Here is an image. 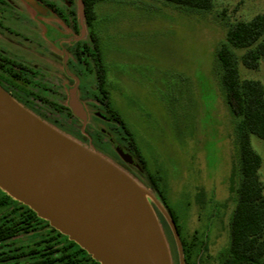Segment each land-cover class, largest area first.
Returning <instances> with one entry per match:
<instances>
[{"label":"rangeland","instance_id":"rangeland-1","mask_svg":"<svg viewBox=\"0 0 264 264\" xmlns=\"http://www.w3.org/2000/svg\"><path fill=\"white\" fill-rule=\"evenodd\" d=\"M36 1L50 10L49 5L54 4L62 15L53 13L46 18L23 0H0V51L11 58L26 59L35 70L24 80H13L4 74L18 90L14 92L26 102L30 108L27 110L78 144L84 146L78 140L82 130L106 145L91 124L81 123L66 112L65 116L64 111L59 114L48 109L49 103L66 107L74 92L98 111L95 53L86 67L76 61L74 52V41L79 39L92 46L90 35L94 34L112 107L131 132L146 163L145 173L130 175L109 160L107 153L90 150L131 176L147 193L172 264H180L178 246L149 175L159 179L161 194L179 217L181 241H195L191 264H220L230 246V224L237 204V126L241 119L228 104L217 53L232 24L264 15V0H213L208 11L161 0H105L95 6L92 27L84 16L80 25L78 0L72 4ZM48 37H60L59 45L54 46ZM245 51L236 50L241 78L260 81L264 86V57L258 68L248 69L240 61ZM40 76L50 78V89L37 80ZM29 92L43 97L48 104L25 96ZM92 120L115 142L128 145L127 135L119 125L100 122L94 116ZM63 121H72V128ZM250 140L262 159L258 175L264 187V140L255 135ZM130 153L141 164L135 153ZM4 194L0 189V199ZM17 202L0 207V220L16 210ZM49 234L48 226L40 223L35 231L10 243L18 252H29L43 247L40 242Z\"/></svg>","mask_w":264,"mask_h":264},{"label":"water","instance_id":"water-1","mask_svg":"<svg viewBox=\"0 0 264 264\" xmlns=\"http://www.w3.org/2000/svg\"><path fill=\"white\" fill-rule=\"evenodd\" d=\"M26 1L42 12L35 0ZM78 8L81 25L83 0ZM70 106L85 118L74 92ZM0 189L100 264H172L144 189L119 167L31 113L1 86ZM165 216L180 264H186L176 223L168 212Z\"/></svg>","mask_w":264,"mask_h":264},{"label":"trees","instance_id":"trees-1","mask_svg":"<svg viewBox=\"0 0 264 264\" xmlns=\"http://www.w3.org/2000/svg\"><path fill=\"white\" fill-rule=\"evenodd\" d=\"M101 1L105 0H83L84 17L89 27L93 26L95 20V6ZM161 1L201 11L210 10L213 3V0ZM72 3L73 0H68V4ZM92 39L97 49V59L101 61L94 34ZM236 50H246L240 58L246 68L259 67L260 60L264 57V15L232 24L227 32L226 42L217 53L223 70L222 82L227 92L228 104L234 115L241 119L237 126L240 147V177L238 187L234 190L237 204L230 224V246L220 264H264V187L258 175L262 159L253 149L250 140L252 135L264 140V86L260 81L241 78ZM0 61L5 63L8 60L0 55ZM98 86L101 101L110 105L106 71L102 64L98 68ZM116 118L124 126L120 116L116 114ZM124 128L126 129L125 126ZM126 131L132 138L131 132L128 129ZM142 165L145 168L144 160ZM149 182L181 233L179 217L168 207L161 194L159 179L149 175ZM12 201L14 200L10 196L4 194L0 199V207L8 206ZM18 204L22 209L8 213L0 220V264H83L87 259L99 264L75 242L50 227L47 221L40 219L29 207ZM16 211L19 213L15 214ZM40 223L46 224L51 231L40 242L44 246L29 252H18L19 249L10 242L22 234L35 231ZM59 237L64 238V241H60ZM182 245L185 262L191 264L196 248L195 241L182 240Z\"/></svg>","mask_w":264,"mask_h":264},{"label":"flooded vegetation","instance_id":"flooded-vegetation-1","mask_svg":"<svg viewBox=\"0 0 264 264\" xmlns=\"http://www.w3.org/2000/svg\"><path fill=\"white\" fill-rule=\"evenodd\" d=\"M23 1L26 4H28L36 12V14H38V15H40L42 17L49 18L48 16L52 15L53 13H55V14L57 13L59 16L62 15V11H60V9L57 6H55L54 4H50L49 5V7L51 8V10H50L43 3L40 4V2H37L35 0L37 2V4L42 8V12H39L34 7H32L26 0H23ZM56 1L68 4V0H56ZM67 6H69V5H67ZM71 15H72V13H71ZM73 27L75 28V25H73ZM81 34H82V31H81ZM84 35L85 34L83 33L82 36H84ZM90 38H91L92 46L90 44L81 43V41L79 39L74 41L77 44L76 47L74 48V52H75V55H76V61L79 62V63H83L86 67L88 66V61H89L90 55L92 53H95V55H93V56L95 57V62H96L97 91L100 94L99 86H98V68H99V65L101 64V61H99L97 59V49H96V47H95V45L93 43L92 34L90 35ZM48 39L52 41L54 46L55 45L58 46L59 43H60L59 39H61V38L59 37V38L50 39L48 37ZM62 40L64 41L63 37H62ZM91 47H94L95 51L92 50L93 51L92 52L91 51ZM0 55L3 58L8 60L5 63L0 61V64H1L0 65V86L3 87L14 99H16V101H18L20 104H22L23 107H25L27 109H30L29 107L26 106V102L22 101V98L19 97V95L16 93V92H18V90L14 88L15 87L14 84H12L11 80H8L7 76H5L4 74L8 75L13 80H24V79L27 78L28 75L35 73L34 68H32V67H34V65H30V63H28L26 59L11 58L9 56H6V54L2 53L1 51H0ZM43 76L37 77V80L41 81V83L43 82V84H46L47 85L46 88L50 89V87L48 86V82L50 83V78H48L46 76H45L46 77L45 78ZM11 85L13 86V88L11 87ZM52 85L54 86V84H52ZM107 89H108V80H107ZM14 90L16 92H14ZM108 92H109V90H108ZM72 94H71V96H72ZM25 96L30 97V98L36 100L37 102H40L41 104H46V105L48 104L47 100L43 99V97H41L39 95H36L34 93H30V94L25 95ZM109 96H110V92H109ZM75 97H76V95H75ZM76 98L81 103V105L83 107L84 117H85L84 119H82L80 117H77L73 113V110H72V108L70 106L71 98L67 102L66 107L59 106V105H56V104H53V103H49L50 107H48V109L52 110L55 113H59V114H62V112L64 111L63 113L66 112L67 114H71L74 119H77L81 123L91 124V126H93V128L96 131H99L100 134L103 136V139H104L103 143H106V145L105 144L101 145L99 142L94 141V139L89 136V133H85L84 131L81 130L80 132H78L79 134H81V137L78 140L84 146H86L89 149H91L93 151H96V152L107 153V156L109 157V160H111L114 164L119 166L121 169H123L124 171H126L130 175H134V173H137L140 176L143 175L145 173V168L142 165V159H141V157H140V155L138 153V149H137V145L135 143V140H134L133 136L131 138V136L126 131L124 126L120 123V121L117 120V118H116V114L117 113H115L114 108L112 107L111 101H110V105H107L103 101H101V95L99 97H96V105L99 107V109L97 111V110H93L92 107H88L85 103H83V101H81L79 99L78 95H77ZM58 108L61 109L62 111H60ZM66 113H65V116H66ZM93 116L95 118H97L100 122L107 123V124L119 125L124 130V132L127 135L128 145L127 146H121L120 144H118L117 141L115 142V139L112 136H110L106 132V130L104 128H102L101 125H97V124H95V122H92L93 121L92 120ZM63 122H65V121H63ZM65 123H66V124H64L65 126L72 128V126H73L72 125L73 124L72 121L65 122ZM130 151L135 153L136 157L139 159V162H141V164H138V161L136 163L133 160V158H132L133 156H131L132 154L130 153ZM123 156H126L129 159L126 160V159H124ZM148 180H149V176H148ZM12 200H14V199H12ZM22 205H24V204H22ZM21 207L22 206L19 205V206H16L15 209L16 210L17 209H22ZM13 211H15V210H13ZM19 212L21 213L22 210H19ZM48 229L50 231L49 227H48ZM59 240L63 242L64 238L59 237ZM87 261H89L90 264H94L89 259H87Z\"/></svg>","mask_w":264,"mask_h":264}]
</instances>
